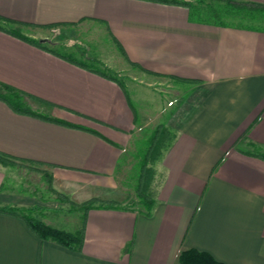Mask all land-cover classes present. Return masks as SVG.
Returning a JSON list of instances; mask_svg holds the SVG:
<instances>
[{
    "label": "crops",
    "instance_id": "crops-1",
    "mask_svg": "<svg viewBox=\"0 0 264 264\" xmlns=\"http://www.w3.org/2000/svg\"><path fill=\"white\" fill-rule=\"evenodd\" d=\"M10 25L48 50L4 31ZM77 27L91 29L84 41L94 49L81 47ZM56 31L50 40L40 33ZM61 55L97 61L121 85ZM127 72L141 74L145 86L124 84ZM159 80L166 95L153 88ZM0 84L22 93L32 111L74 126L0 101V154L47 168L55 190L77 206L117 204L37 212L68 233L83 225L79 250L42 241L21 218L0 212V264H178L187 249L222 264H264V31L192 22L185 7L148 0H0ZM151 123L177 135L146 216L125 204L134 139ZM4 180L0 163V190ZM12 199L0 195V203H30Z\"/></svg>",
    "mask_w": 264,
    "mask_h": 264
},
{
    "label": "trees",
    "instance_id": "trees-1",
    "mask_svg": "<svg viewBox=\"0 0 264 264\" xmlns=\"http://www.w3.org/2000/svg\"><path fill=\"white\" fill-rule=\"evenodd\" d=\"M164 4H175L185 7L189 12V19L192 22L203 23L208 25L226 27V26H237L241 28H249L253 30L264 31V5L254 4L248 2H240L236 0H214L208 2L206 0H148ZM232 8L236 10L237 13L227 14L225 9ZM255 14H259L255 19H251V23L241 24L235 22L236 19L242 22L243 16L249 17ZM235 18L232 21H226L232 16ZM257 22L260 25H253ZM253 23V24H252ZM3 30V29H1ZM12 36L21 39L32 46L47 49L42 40H35L23 36L19 31L15 29L4 30ZM48 50V49H47ZM62 58L71 61L81 67H93L95 70L103 75L105 78L112 81H116L121 85L119 76L116 73L105 68L104 70H99L97 67V61H82L76 60L69 55H61ZM0 101L7 105V107L17 114L28 115L41 120H47L54 122L56 124L74 127L69 125L61 120H56L39 113L32 111L28 108L22 101L24 96L19 91L8 87L6 85L0 84ZM77 128V127H75ZM177 133L168 127L166 124L161 123L156 125L148 137L146 138V147L140 153H137V161L139 165V174L136 179V184L134 187V194L139 204L145 211V215L148 216L151 214V211L156 202V188H155V177L156 169L155 165L160 162L164 154L169 150L171 145L176 139ZM260 158L264 160V154H259ZM0 163L9 164L11 163L10 159L5 158L0 154ZM49 181L51 178H47ZM57 198L60 201L66 202L67 204H72L73 208H81L83 214H86L88 210L95 206H116V203L113 202H103L96 200H89L85 203L77 206L70 202L67 197L61 193H56ZM34 209H15V208H3L0 207V212L16 216L21 218L28 228L42 241L50 240L60 246H63L71 250H79L82 246L84 240V229L83 225L79 231L76 233H68L62 230H58L52 227L47 226L42 221L36 219L31 215V212ZM84 224V222H83ZM178 264H222L217 262L210 254L195 249L183 250L178 255Z\"/></svg>",
    "mask_w": 264,
    "mask_h": 264
},
{
    "label": "rangeland",
    "instance_id": "rangeland-1",
    "mask_svg": "<svg viewBox=\"0 0 264 264\" xmlns=\"http://www.w3.org/2000/svg\"><path fill=\"white\" fill-rule=\"evenodd\" d=\"M206 1L211 2L214 0H206ZM225 11L227 14L237 13V11L235 9L232 10V8H229V7L226 8ZM257 16H259V14H255V15L249 16V17L243 16L242 22L238 19H236L235 22H239L241 24H245L247 22L251 23L250 20L254 19V18L257 19L256 18ZM234 18L235 17L232 16V18L230 17L226 21L227 22L229 20L232 21ZM253 25H260V24L255 22V24H253ZM9 27L17 30L16 28L12 27L11 25ZM73 30H72L73 33L75 31H77V37H78V39L81 40L80 41L81 47L94 49V47L96 45L93 43L85 42L86 39L84 38V37L87 38V35L89 33H93L92 31H90L91 29L87 30V28L85 29L84 27H77V28H74ZM40 33L42 35L43 34L47 35L49 37V40L52 38H55V35H57V31L52 32L50 36L48 35L49 32L48 33L47 32H43V33L40 32ZM62 39L63 38H61V40ZM63 40H66V39H63ZM58 41H60V40H58ZM63 42H64L63 44H65V41H63ZM103 51H105V50H103ZM110 58L111 57L109 54L102 53V51H101V57L99 59H102L103 61H109L110 62V60H111ZM120 75L122 76V80L124 79V84H127V85L130 84L131 86L134 84L135 86H138V87L139 86L143 87L146 84L145 83L146 79L141 77V74H138L135 72H127L125 74L121 73ZM157 82L160 84V86L157 85V86H154L153 88L157 87V90L159 88L160 89L159 92L163 93V95H166L168 88L166 87L165 80H159ZM0 90H1V88H0ZM170 96L172 97V94H169V97ZM173 98H176V96L172 97V99ZM175 106L176 105L174 103L173 107H175ZM159 122H160V120H159ZM159 124H161V123H159ZM164 124H166V123H164ZM151 126H153V123H151V125H149L148 127L142 128L141 130L137 131V135H136L137 137L134 139V147H135L136 154L138 152L140 153L141 151H143L144 148L146 147V144H147L146 138L148 137V135L150 134V132L152 131V129L156 125L153 128ZM160 162H158L155 165L156 173H158V169L160 168ZM1 166L4 168L5 180H4L3 186L1 187L0 192L3 195H5L6 198L7 197L10 199L13 198L12 200H14L15 202L21 201V202L27 203V201H28L30 203L28 205H26L27 207L26 206L24 207L21 205L19 206V204L12 205V204L0 203V207H3V208H9L10 207V208H15V209H34L31 212V215L33 217H35L36 219H39L38 216L36 215L37 212H39V211H44L45 215H49L52 213L62 215L60 213L64 214L65 211H69V212L71 211L72 212L73 209H75V208H73L74 206L72 204H67L66 202L60 201L57 198L56 193H59V192H57V190H55V187L53 185V179L49 175L47 168L40 167L39 165L17 163L15 161L14 162L11 161V163H9V164H2L1 163ZM138 174H139V165H138V161H137V157H136V164H135L134 168H132V170L130 172V177H129V181H130L129 188H132L133 190H134V187L136 184V179L138 177ZM49 177L51 178L50 181H49V179H47ZM133 190H132V192L130 190H128V192H127L128 197H127V201H126L127 204H125V205L133 207V208L137 207L139 210L142 211L143 208L141 207L138 200L136 199ZM1 193H0V195H1ZM61 211H64V212H61ZM72 217H75V216H72Z\"/></svg>",
    "mask_w": 264,
    "mask_h": 264
},
{
    "label": "built area",
    "instance_id": "built-area-1",
    "mask_svg": "<svg viewBox=\"0 0 264 264\" xmlns=\"http://www.w3.org/2000/svg\"><path fill=\"white\" fill-rule=\"evenodd\" d=\"M169 105H171V103Z\"/></svg>",
    "mask_w": 264,
    "mask_h": 264
}]
</instances>
